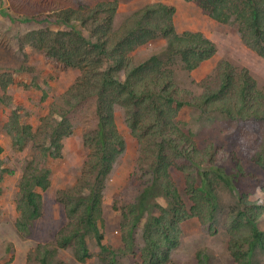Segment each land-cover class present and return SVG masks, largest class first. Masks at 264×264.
Listing matches in <instances>:
<instances>
[{
	"label": "trees",
	"instance_id": "obj_1",
	"mask_svg": "<svg viewBox=\"0 0 264 264\" xmlns=\"http://www.w3.org/2000/svg\"><path fill=\"white\" fill-rule=\"evenodd\" d=\"M120 1H100L86 11L83 7L79 11L63 9L46 20L69 26V30L46 28L26 35L29 43L61 68H77L80 75L66 89L65 106L52 107L41 117L37 134L30 124L20 122L16 112L7 124L15 147L21 149L32 139L35 151L19 182L21 217L16 228L26 230L29 221L39 216L41 195L37 188L46 189L50 184L48 158L61 155L63 139L78 123L83 126L84 145L90 149L85 171L91 179L60 191L69 223L59 232L58 244L75 243L76 256L84 261L90 256L87 236L91 235L102 253L109 254L110 264H118V252L139 255L143 264H166L170 251L178 245L182 222L197 217L214 230L217 185L225 178L221 162L233 158L239 166L233 151L215 144L201 147L194 132L175 119L177 114L189 105L233 120H264V86L247 69L237 70L223 60L213 74L198 83L202 88L199 95L179 87L173 60L178 58L190 73L216 54L215 43L200 31L179 33L174 23L176 7L163 2L135 10L116 29L112 21ZM186 1L195 2L218 22L235 21L243 42L264 58V0ZM162 37L166 40L164 50L135 61V49ZM116 105L124 108L126 124L140 143L141 155L136 161L147 178L135 201L122 212L123 246L117 250L104 244L100 230L107 181L126 146L116 123ZM260 187L264 192V182ZM247 196L242 193L237 211L229 217L228 250L233 264H253L252 254L258 249L264 252V230L259 227L264 203ZM49 256V246L39 244L41 264H48Z\"/></svg>",
	"mask_w": 264,
	"mask_h": 264
},
{
	"label": "rangeland",
	"instance_id": "obj_2",
	"mask_svg": "<svg viewBox=\"0 0 264 264\" xmlns=\"http://www.w3.org/2000/svg\"><path fill=\"white\" fill-rule=\"evenodd\" d=\"M100 1L107 0H0V264H41L37 257L39 244L50 248L48 264H110L109 254L102 253L91 235L87 236L90 256L84 261L77 258L75 243L66 247L58 244L59 232L69 223L60 191L73 186L77 188L91 179L88 170L85 171L90 149L84 145L83 126L77 123L73 133L63 139L61 155L48 158L50 184L46 189L37 188L41 195L40 214L22 231L16 228L21 217L17 208L19 182L28 161L34 156V143L28 139L21 149L17 148L7 131V124L16 112L20 122L30 124L32 132L37 134L41 117L52 107L65 106L66 89L80 75L79 69H63L36 49L26 40L27 33L46 28L69 30V26L51 24L46 19L63 9L79 11L83 7L86 11ZM155 2L176 7L174 23L179 33L200 31L217 47L211 59L190 73L184 70L178 58L173 60L179 87L199 95L202 88L198 83L213 74L223 60L229 61L237 70L247 69L258 84L264 86V58L243 42L236 22H218L193 1L121 0L112 21L114 27L120 28L135 10ZM3 11L16 20L8 19ZM74 23L81 28L80 23ZM83 31L90 38L88 31ZM165 47L166 40L157 38L139 46L132 54L135 61H141ZM115 114L126 146L107 181L100 230L104 233V244L117 250L123 246L122 212L135 201L147 178L136 161L140 159L141 146L126 124L124 108L116 105ZM175 119L194 132L201 147L215 144L233 151L240 167L233 158L221 162L225 165L222 169L225 178L217 185L219 201L214 230L197 217L182 222L178 245L170 251L166 264H233L228 250L229 217L237 211L242 193L248 195V200L264 203V192L260 187L264 182V160L260 161V156L264 159V120H233L223 113L205 114L189 105L183 106ZM160 202L163 204L164 199ZM259 227L264 230V215ZM116 260L118 264H143L139 255L121 252L117 253ZM252 262L264 264V252L258 249L252 254Z\"/></svg>",
	"mask_w": 264,
	"mask_h": 264
}]
</instances>
